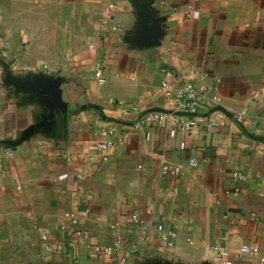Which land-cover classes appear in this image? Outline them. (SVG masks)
I'll return each mask as SVG.
<instances>
[{"label":"crops","instance_id":"0c3cea01","mask_svg":"<svg viewBox=\"0 0 264 264\" xmlns=\"http://www.w3.org/2000/svg\"><path fill=\"white\" fill-rule=\"evenodd\" d=\"M188 81L228 114L175 136L121 119ZM0 144V264H264V0H0Z\"/></svg>","mask_w":264,"mask_h":264},{"label":"built area","instance_id":"2783aa9c","mask_svg":"<svg viewBox=\"0 0 264 264\" xmlns=\"http://www.w3.org/2000/svg\"><path fill=\"white\" fill-rule=\"evenodd\" d=\"M165 0H163V3ZM114 5H110V9H113ZM188 16L192 18H198L199 12L195 8L190 7ZM45 72H53L54 69L49 66H43ZM97 81L100 86L106 83L104 73L101 69L96 72ZM165 87H168L165 84ZM175 107L172 109L165 110V112H149L142 111L138 106L133 103L120 104L122 120L127 123H134V126L138 128L153 129L163 126H170L171 136H175L179 132L191 133L198 125V119L201 116L202 109L206 106H213V108L222 107L221 98L219 95L210 91V89L204 84H196L192 81L186 82L176 93L175 96ZM220 112V111H219ZM239 119L241 117L239 116ZM111 130H103L101 135L108 138L111 135ZM114 145L113 141L107 140L104 144L105 148H112ZM185 148V145H181ZM104 160H107L105 157ZM192 165L197 166L196 161H192ZM162 171L165 175L171 177H177L181 173V169L178 166H173L165 163L162 166ZM233 181L237 184L245 183L248 177L236 170L232 174ZM237 192L240 190L237 189ZM264 196V195H263ZM76 224V223H75ZM160 238L162 242L168 247L173 248L178 239L176 231L168 229L163 225L158 226ZM122 247V240L118 238L111 247H91V253L98 254L104 253L108 256H118ZM214 251L217 252V260L221 264H234L236 259L242 255L259 256L260 249L258 247L243 246L240 249V255L234 256L227 249L215 246ZM124 259L119 260L120 264L124 263ZM264 261V260H263Z\"/></svg>","mask_w":264,"mask_h":264},{"label":"water","instance_id":"95a60500","mask_svg":"<svg viewBox=\"0 0 264 264\" xmlns=\"http://www.w3.org/2000/svg\"><path fill=\"white\" fill-rule=\"evenodd\" d=\"M46 76H49V75H46ZM52 77L53 76H49V78H51L52 79ZM40 102V103H39ZM36 106L37 107H40V108H42L43 110H44V103H43V101H42V98H38V104H36ZM99 112H100V114L102 115V117L105 119V117L103 116V114H102V110H101V108H98L97 109ZM149 112H165V110H160V109H158V110H148ZM213 111H220V112H223V113H225V114H228L224 109H223V107H217V108H215ZM41 120H42V118H40L39 119V122H41ZM2 145L0 144V147H1Z\"/></svg>","mask_w":264,"mask_h":264}]
</instances>
